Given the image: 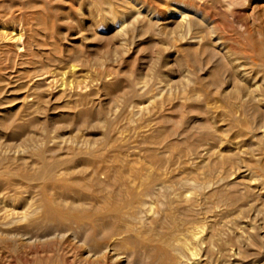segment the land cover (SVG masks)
<instances>
[{
    "label": "rangeland",
    "instance_id": "374dc122",
    "mask_svg": "<svg viewBox=\"0 0 264 264\" xmlns=\"http://www.w3.org/2000/svg\"><path fill=\"white\" fill-rule=\"evenodd\" d=\"M264 264V0H0V264Z\"/></svg>",
    "mask_w": 264,
    "mask_h": 264
},
{
    "label": "bare ground",
    "instance_id": "6f19581e",
    "mask_svg": "<svg viewBox=\"0 0 264 264\" xmlns=\"http://www.w3.org/2000/svg\"><path fill=\"white\" fill-rule=\"evenodd\" d=\"M33 264H42V263H40L39 261H36V262H34Z\"/></svg>",
    "mask_w": 264,
    "mask_h": 264
}]
</instances>
